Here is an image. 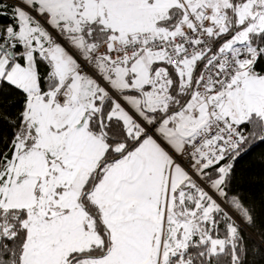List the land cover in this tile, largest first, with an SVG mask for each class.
Here are the masks:
<instances>
[{
    "label": "snow or ice",
    "instance_id": "snow-or-ice-1",
    "mask_svg": "<svg viewBox=\"0 0 264 264\" xmlns=\"http://www.w3.org/2000/svg\"><path fill=\"white\" fill-rule=\"evenodd\" d=\"M0 264H264V0H0Z\"/></svg>",
    "mask_w": 264,
    "mask_h": 264
},
{
    "label": "trees",
    "instance_id": "trees-1",
    "mask_svg": "<svg viewBox=\"0 0 264 264\" xmlns=\"http://www.w3.org/2000/svg\"><path fill=\"white\" fill-rule=\"evenodd\" d=\"M257 151H259V149H257Z\"/></svg>",
    "mask_w": 264,
    "mask_h": 264
}]
</instances>
